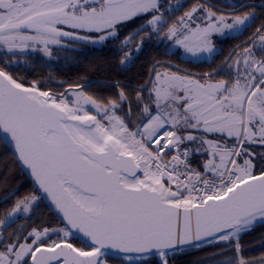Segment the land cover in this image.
Listing matches in <instances>:
<instances>
[{
    "label": "snow or ice",
    "instance_id": "1",
    "mask_svg": "<svg viewBox=\"0 0 264 264\" xmlns=\"http://www.w3.org/2000/svg\"><path fill=\"white\" fill-rule=\"evenodd\" d=\"M183 257L264 264V0H0V264Z\"/></svg>",
    "mask_w": 264,
    "mask_h": 264
},
{
    "label": "flooded vegetation",
    "instance_id": "2",
    "mask_svg": "<svg viewBox=\"0 0 264 264\" xmlns=\"http://www.w3.org/2000/svg\"><path fill=\"white\" fill-rule=\"evenodd\" d=\"M188 0H184V2L186 3ZM237 41L236 40H226L222 46V52H223V55H226L227 54V49L230 48L232 46V44L236 43ZM70 59L68 60L67 63H70L71 65V73H70V76H75L78 72H77V65L80 64L81 62L83 63H86L87 60H91L93 58H96V57H102L104 55H111V53H108V52H101L99 50H96V51H92V52H87V51H84V52H79V53H76V52H70L67 54ZM223 55H221L220 57H218L217 59V62H219L220 59L223 58ZM71 57H75V59H71ZM61 62H63V60H61ZM138 70V68H132L128 75H132L133 73H135L136 71ZM92 79H95L93 78V76L91 77Z\"/></svg>",
    "mask_w": 264,
    "mask_h": 264
},
{
    "label": "trees",
    "instance_id": "3",
    "mask_svg": "<svg viewBox=\"0 0 264 264\" xmlns=\"http://www.w3.org/2000/svg\"><path fill=\"white\" fill-rule=\"evenodd\" d=\"M191 0H188L186 3H190ZM71 65L70 63H64V62H60V64L58 65V70L62 73H65L67 75L70 76V73H71ZM84 69L82 67L78 68L77 69V72L79 73H83ZM93 78L95 79H99V75H93ZM259 234H260V229H257V231L251 233L250 235H247L244 237V239L246 241H249L250 242V248L254 249V254L259 256L260 253H261V250L259 249V245H258V237H259ZM194 257H183V258H180L177 260V264H184V261L185 260H188V259H193Z\"/></svg>",
    "mask_w": 264,
    "mask_h": 264
}]
</instances>
